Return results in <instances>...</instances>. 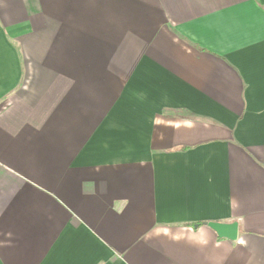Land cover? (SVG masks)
<instances>
[{
    "label": "crops",
    "instance_id": "obj_1",
    "mask_svg": "<svg viewBox=\"0 0 264 264\" xmlns=\"http://www.w3.org/2000/svg\"><path fill=\"white\" fill-rule=\"evenodd\" d=\"M0 264H264V0H0Z\"/></svg>",
    "mask_w": 264,
    "mask_h": 264
},
{
    "label": "water",
    "instance_id": "obj_2",
    "mask_svg": "<svg viewBox=\"0 0 264 264\" xmlns=\"http://www.w3.org/2000/svg\"><path fill=\"white\" fill-rule=\"evenodd\" d=\"M219 238L229 241H237L239 237V226L234 224L209 223L207 224Z\"/></svg>",
    "mask_w": 264,
    "mask_h": 264
}]
</instances>
